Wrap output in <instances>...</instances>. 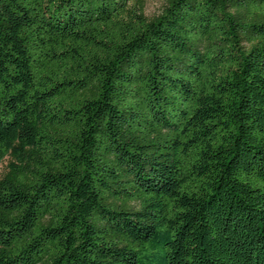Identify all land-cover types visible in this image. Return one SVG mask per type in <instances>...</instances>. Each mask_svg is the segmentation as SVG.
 Instances as JSON below:
<instances>
[{
  "label": "trees",
  "instance_id": "obj_1",
  "mask_svg": "<svg viewBox=\"0 0 264 264\" xmlns=\"http://www.w3.org/2000/svg\"><path fill=\"white\" fill-rule=\"evenodd\" d=\"M0 0V264H264V0Z\"/></svg>",
  "mask_w": 264,
  "mask_h": 264
},
{
  "label": "rangeland",
  "instance_id": "obj_2",
  "mask_svg": "<svg viewBox=\"0 0 264 264\" xmlns=\"http://www.w3.org/2000/svg\"><path fill=\"white\" fill-rule=\"evenodd\" d=\"M162 7H163V0H148L146 6V15L149 18L158 16L162 11ZM9 161L10 159H5L0 164V179H2L7 173Z\"/></svg>",
  "mask_w": 264,
  "mask_h": 264
}]
</instances>
